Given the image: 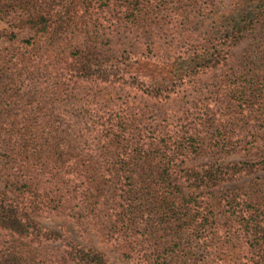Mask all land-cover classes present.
<instances>
[{
    "label": "trees",
    "instance_id": "trees-1",
    "mask_svg": "<svg viewBox=\"0 0 264 264\" xmlns=\"http://www.w3.org/2000/svg\"><path fill=\"white\" fill-rule=\"evenodd\" d=\"M257 1L246 25L216 38L215 32L193 26L202 10L200 0H108L103 16L118 8L126 15L120 20L133 27L136 42L142 43L137 50L127 46L137 61L145 59L143 34L153 33L154 16L169 12L160 21V38L171 31V10L175 20L183 19L179 36L184 46L172 42L151 50L155 62H173L175 82L169 86L160 74L151 79L144 68L136 76L124 54L106 55L90 43L80 48L70 37L72 19H65L73 0L62 1V15L51 12L47 2L40 16H30L24 24L34 30L29 38L10 35L16 48L0 55L5 78L0 84L7 80L12 94L0 86V96L30 104L33 91L45 93L50 85L54 112L43 113L41 124L23 103L27 108L6 111L10 121L0 122V264H111L95 244L38 219L60 214L83 231L103 232L123 259L136 264H264V183L241 195L238 186L217 194L185 193L182 187H218L264 170V129L246 127L248 88L241 92L242 111L234 115L231 87L215 81L211 94H202L198 86L200 74L232 58L236 46L263 44L264 0ZM102 14L92 13L85 24L99 29ZM259 74L254 76L259 79ZM243 76L247 84L249 75ZM118 85L168 104L166 118L148 128L143 113L107 97L113 96L110 87ZM256 89V98H262L264 88ZM82 91L86 98L80 106L76 94ZM93 98L96 102L89 101ZM65 99L79 110L56 112L57 100ZM51 102L41 98L36 104L49 112ZM6 114L0 105V119ZM235 137L249 140L250 147L240 148ZM234 153L255 161H218ZM201 154L217 160L186 165Z\"/></svg>",
    "mask_w": 264,
    "mask_h": 264
},
{
    "label": "rangeland",
    "instance_id": "rangeland-1",
    "mask_svg": "<svg viewBox=\"0 0 264 264\" xmlns=\"http://www.w3.org/2000/svg\"><path fill=\"white\" fill-rule=\"evenodd\" d=\"M62 1L68 0H0V55H3L5 53L4 50L6 49L13 50L16 48V46H14L16 40L10 41L9 39L12 33H15L17 35V40H22L26 37L29 38L34 33L33 29L24 26V24L29 21L28 19L30 18V16H40L43 12V7L47 4V2L51 6V12L62 15L63 7H60ZM73 1H75V3L72 5L73 7L70 8V16L69 13H67V17L65 19H68V17L72 19L74 25L72 26V31H74V33H71L70 37L75 42H77V44L79 43L80 48L84 49L85 47H87V44L90 43L92 45H96L106 55L124 54L125 57H128V61L131 66L130 70L135 71L136 76L139 73V69L144 68L143 73L151 74V79H154L155 76L160 74L162 77V81H164L162 82L163 84L169 86L175 82L172 79V75H170L171 71L173 70L172 61L165 62L162 65L150 58L152 55L151 50L158 46L165 47L169 43L172 44V42L178 43L179 46H184L186 44V40H182V38H180L179 36L181 29L185 28V25L182 23L183 19L180 18L178 20H175L176 16L175 14H173V10L170 11V16L167 17V22H170V25L168 27L169 29H171L167 38H160L157 36V34L159 29L162 28V24L160 23L161 19L163 17H166L167 13L169 12H163L160 14V16L153 17L154 22L151 26V30L153 31V33L146 32L143 34V38H146L143 45L145 49V59L137 61V59L135 58L136 52H131V48L127 46L131 44L133 48L137 50V48L142 45V43L136 42L135 31L133 27H128L126 21L120 20V17L122 15L126 16L125 14L119 13L118 8H116L112 15L103 16L105 15V12H103V10L107 8L108 0ZM89 2H91V4H89ZM257 2V0H200L199 6L202 8V10L197 12L198 17L193 22V26L200 27L201 29L204 28L206 32L213 31L217 35L216 38H220L222 35L232 31L235 26L246 25L247 15H249L250 12L253 11ZM167 5L169 6V8H172L173 3L170 2ZM186 8L187 7H185V9ZM99 12L103 13L101 18L102 24L100 28L94 29L93 23H90L87 26L85 23L87 22L88 18L86 17L91 16L92 13ZM142 29H145V27H143ZM148 36L149 38H147ZM175 39H177L179 42H177ZM71 43H73V41ZM77 44L75 45L76 47ZM258 45L260 46L250 48H247V45L245 44L236 46L234 56L232 58L227 60L225 63H221L200 74L198 78V86L202 88V94L203 92L211 94V84H214L215 81L216 83L224 82L227 86L231 87L233 89L231 94L234 96L231 99V102L236 105L233 109L234 115H237V111H242V107H240V104L243 100L241 92L244 91L245 87L248 88V94L250 98L249 104H251V106L248 109L249 111L246 112L249 113V118L246 121V127H256L263 130L264 94L262 95V98L257 99L256 97H258L259 94H257L258 90L256 89V86L258 88H264V79H261V74H264V42L263 44L259 43ZM74 50L77 51L75 48ZM157 50H159V48H157ZM45 51L46 49L43 50V53ZM137 62L142 63L137 64ZM244 73H247V75H249L247 77V84L243 80ZM2 74H4V72L0 70V82L5 79L1 77ZM254 74H259V79H257ZM7 83L8 81L5 80L3 81V84H0V86L2 90H8V94H12V90L10 89V86L7 85ZM12 87L13 85L11 86V88ZM34 87L35 85H32L31 87H29V89L24 88L23 90H20L21 92H19L20 94H25L28 92V90L33 89ZM253 89H256L257 92H255ZM51 91L52 90L50 85L48 87V91H46L45 93L39 92L38 90L37 93H34L33 91L32 93L35 95V97L32 100L35 102L30 104H26L25 100L21 101V99L15 100L16 104H14L10 99H6L5 97L0 96L2 113L6 114V111L8 110L14 113H19L20 110L19 112H15V109L27 108L22 105L23 103H25V105L28 106L34 114H36L39 123L42 124V121L45 120V116H43L42 114L54 112V109H52V100L50 99L52 98ZM110 91H112L113 96L107 95L108 98L114 97V99H116L117 101L124 102L129 109H132L133 111L138 110L139 112L143 113L145 117L143 119H145L148 128H153L159 125V123H161L163 119L166 118L165 113L166 108L168 107V104L166 103L157 102L150 97L145 96L143 93H139L136 89H130L129 87L123 85L111 86ZM85 92L86 91H82L76 94L80 106L84 102H80V99L84 97L86 98ZM209 94L202 95V97L206 100V97ZM41 98H43L44 101L51 102V106L49 107L51 110L49 112H47L46 109H41L40 103L36 104V102ZM189 99L191 100L193 99V97H190ZM96 100L98 101V97L96 98ZM96 100H94L93 98V100L89 101L96 102ZM94 107H97V105H95ZM56 108V112L59 111L64 113L65 115H69L70 113L74 114L79 110L74 102L68 99H65L64 101L57 100ZM260 113L263 114L261 115ZM41 116L43 120L39 119ZM10 119L11 118L6 114L2 119H0V122L7 121L8 123ZM14 122H16L15 117ZM148 131L150 133V130ZM148 135L150 136V134ZM261 138L264 140V136H261ZM248 141L249 140L240 141L238 137H235L233 139V142L238 144L240 148L243 147V145H247V147H250V143ZM210 160L216 161L217 159H214L212 156H208L207 154H201L197 158L187 161L186 165L193 166L194 164L204 163ZM232 160H244L252 162L255 161L253 160V158H251L250 155L243 156L241 153H234L228 157L219 159L218 161L228 164ZM0 164H2L1 161ZM260 182L264 183V170L262 169L254 171L249 176L244 177L238 181H230L218 187H207L205 189L198 190H188L185 188V186L182 187L184 188L185 193L190 192L195 194H208L209 192H213L217 194L219 192H228L229 190H232L233 187L238 186V188L240 189L236 190V192L237 195H241L245 194L241 192H249L258 189L257 185ZM252 184L253 187L251 188ZM38 219L44 225L54 230H58L60 232L67 231L69 233L68 235L75 240L83 243L95 244V246H97L100 250L108 255L111 264H136L135 262H132L130 260L123 259L117 249L112 244L106 241L103 232H98L93 227H89L87 232L83 231L81 227L75 225L72 219L64 214ZM53 244V246L55 247L60 246L59 243Z\"/></svg>",
    "mask_w": 264,
    "mask_h": 264
}]
</instances>
